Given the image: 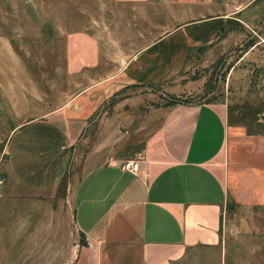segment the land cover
Wrapping results in <instances>:
<instances>
[{"label": "crops", "instance_id": "0c3cea01", "mask_svg": "<svg viewBox=\"0 0 264 264\" xmlns=\"http://www.w3.org/2000/svg\"><path fill=\"white\" fill-rule=\"evenodd\" d=\"M244 6V0H79L75 28L67 18L52 23L46 41L54 44L55 34L61 40L66 77L87 82L7 139L0 264L58 252L64 206L78 237L67 264H264V245L234 248L220 238L222 209L233 203L246 213L238 214L233 242L264 238L249 212L264 210L261 117L243 123L252 129L233 127L219 103L152 104L94 131L95 143L76 163L88 120L104 103L128 89L172 82L192 51L212 46L232 21L242 23ZM0 43L14 44L5 34ZM129 158L139 162L136 173L120 168Z\"/></svg>", "mask_w": 264, "mask_h": 264}, {"label": "rangeland", "instance_id": "374dc122", "mask_svg": "<svg viewBox=\"0 0 264 264\" xmlns=\"http://www.w3.org/2000/svg\"><path fill=\"white\" fill-rule=\"evenodd\" d=\"M78 1L0 0V34L11 37L14 42L13 46L0 43V166L7 139L15 127L53 111L87 82V79L66 77L58 36L55 34L54 44L46 41L52 23L55 28L67 18L72 21L70 28H75ZM244 1L245 6L239 14L242 23L232 21L212 46L192 51L193 55L188 57L180 75L172 82L141 91L128 89L118 99L113 98L112 104L104 103L88 120L83 140L78 142L76 163L95 143L94 131L101 128L102 132L130 112L143 114L152 104L219 103L231 116L230 126L251 128L243 123L253 124L260 117L262 122L257 124H264V0ZM75 171L69 188L82 167ZM249 212L254 215L253 222L264 228V220H260L264 210L251 209ZM61 213L63 237L54 238L58 252L31 255V263L26 264L70 263L73 239L78 237L70 208L64 206ZM238 214L246 216L242 210L238 211L235 203L222 209L220 238L225 244L241 249L264 245V238H251L240 244L233 242Z\"/></svg>", "mask_w": 264, "mask_h": 264}, {"label": "built area", "instance_id": "2783aa9c", "mask_svg": "<svg viewBox=\"0 0 264 264\" xmlns=\"http://www.w3.org/2000/svg\"><path fill=\"white\" fill-rule=\"evenodd\" d=\"M120 168L131 173H136L139 170V162L137 159H124L120 162ZM3 182V179L0 177V184Z\"/></svg>", "mask_w": 264, "mask_h": 264}]
</instances>
